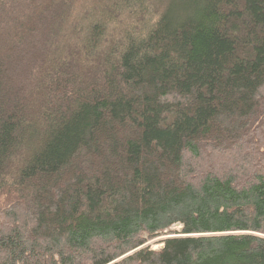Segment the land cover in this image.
<instances>
[{
  "label": "trees",
  "instance_id": "trees-1",
  "mask_svg": "<svg viewBox=\"0 0 264 264\" xmlns=\"http://www.w3.org/2000/svg\"><path fill=\"white\" fill-rule=\"evenodd\" d=\"M0 264H264V0H0Z\"/></svg>",
  "mask_w": 264,
  "mask_h": 264
},
{
  "label": "rangeland",
  "instance_id": "rangeland-1",
  "mask_svg": "<svg viewBox=\"0 0 264 264\" xmlns=\"http://www.w3.org/2000/svg\"><path fill=\"white\" fill-rule=\"evenodd\" d=\"M179 228H180V225H174L172 227V229H179ZM164 238H165L164 235L158 236V237L148 241L147 243H145L144 246H149L150 248H153V249L159 248L162 246L161 241Z\"/></svg>",
  "mask_w": 264,
  "mask_h": 264
}]
</instances>
